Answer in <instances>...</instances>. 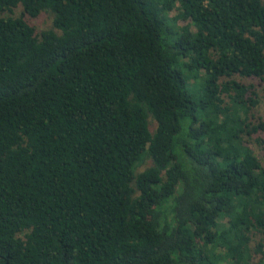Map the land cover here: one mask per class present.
Listing matches in <instances>:
<instances>
[{"label":"trees","instance_id":"trees-1","mask_svg":"<svg viewBox=\"0 0 264 264\" xmlns=\"http://www.w3.org/2000/svg\"><path fill=\"white\" fill-rule=\"evenodd\" d=\"M246 79L264 0H0V264H264Z\"/></svg>","mask_w":264,"mask_h":264},{"label":"rangeland","instance_id":"rangeland-1","mask_svg":"<svg viewBox=\"0 0 264 264\" xmlns=\"http://www.w3.org/2000/svg\"><path fill=\"white\" fill-rule=\"evenodd\" d=\"M22 13H23V9L18 8L17 10H15L13 15H11V16L19 18V17H22ZM175 15H176L175 13H172L171 16H175ZM25 19L28 22H30V24L36 28L38 33L46 31V30H50L53 28V16L49 13H43L40 16L35 17V18L25 16ZM178 25H179V27L183 28V27H186L188 24L185 21H180L178 23ZM244 81H245V83L254 85L257 93L259 94V96L261 98V105L259 106V108L256 112H257V115L262 117V119L264 120V82H262L260 80H253V79H246ZM259 138H260V140L263 141V143L260 145L254 141V143H252V147L264 165V134H262ZM149 165H150V162L148 161V162L142 164L139 167V170H143V169L147 168ZM255 264H260L259 259H257L255 261Z\"/></svg>","mask_w":264,"mask_h":264}]
</instances>
